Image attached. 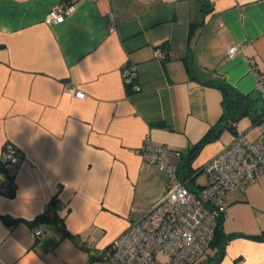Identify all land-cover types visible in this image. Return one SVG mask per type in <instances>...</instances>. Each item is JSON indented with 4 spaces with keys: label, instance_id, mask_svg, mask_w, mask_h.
<instances>
[{
    "label": "crops",
    "instance_id": "0c3cea01",
    "mask_svg": "<svg viewBox=\"0 0 264 264\" xmlns=\"http://www.w3.org/2000/svg\"><path fill=\"white\" fill-rule=\"evenodd\" d=\"M205 1L208 9L202 0H0V156L5 143L19 152L12 187L0 192V264H89L165 191L167 173L141 154L146 137L184 156L213 130L189 165L187 186L198 190L207 182L199 169L235 131L258 135L264 0ZM60 2L71 12L46 23ZM125 62L136 66L138 92L125 87ZM218 81L254 99L233 127L222 122ZM53 196L62 226L46 224L36 238L30 222ZM223 199L228 238L212 264H264V173Z\"/></svg>",
    "mask_w": 264,
    "mask_h": 264
},
{
    "label": "built area",
    "instance_id": "2783aa9c",
    "mask_svg": "<svg viewBox=\"0 0 264 264\" xmlns=\"http://www.w3.org/2000/svg\"><path fill=\"white\" fill-rule=\"evenodd\" d=\"M70 3H57L46 14V23H60L71 12ZM238 47L229 49V54ZM155 56L163 58L161 47L155 48ZM125 87L140 90L136 66L125 62L121 66ZM256 91L262 102L258 123V135L248 140L244 133L235 131L233 140L202 167L206 184L198 190L189 188L177 173V167L168 163V155L180 157L179 151L164 146H151L145 138L141 154L145 161L157 164L167 173L163 195L143 215L130 222L110 244L99 250L89 264H194L208 248L216 227V217L226 211L223 195L230 191H242L264 173V72L256 73ZM70 94L84 97L73 87ZM232 127L235 124L229 123ZM19 159L17 148L5 143L0 163L11 170ZM7 176L0 173V192L9 193ZM56 212L63 217L61 206ZM35 237L45 232L44 224L33 223Z\"/></svg>",
    "mask_w": 264,
    "mask_h": 264
},
{
    "label": "trees",
    "instance_id": "16d2710c",
    "mask_svg": "<svg viewBox=\"0 0 264 264\" xmlns=\"http://www.w3.org/2000/svg\"><path fill=\"white\" fill-rule=\"evenodd\" d=\"M202 8L208 9V4L205 0H202ZM201 25L202 22L200 21L191 22L189 25V34L192 35L199 27H201ZM213 83L216 84L222 91V108H223L222 122L224 123V125L227 126L229 122L236 120L238 117L249 111V108L252 106L254 102L253 98L249 97V95H244L238 92L237 90L229 86L226 82L218 81ZM126 89L130 93H133L140 91L141 87L140 90L137 91L135 89H130L129 87H126ZM212 136H213V130L209 129V131L203 136V138L195 146H193L192 149L186 155L183 156L180 153L181 155L180 158L183 159V161L181 166L177 167V173L179 178L185 181L186 185L189 182H193L195 178L193 176V170L189 167L191 160L198 153L199 149L204 143L213 139ZM201 169H199V172L201 171ZM0 173H4L7 176V183L9 185V189H11L12 177H13L12 171L8 170L7 168L4 167L3 164L0 163ZM60 206L61 204L59 203L57 197L53 196L47 210L37 215L33 219V221L30 222V226L36 222L43 223L45 230L47 228L46 224H54L57 226H62L64 218L61 217L56 212V210ZM223 217H224L223 213H220L216 217V227L214 230L213 237L210 241L208 248L205 250V252L202 255L203 257L205 256L203 260V263L205 264H212L218 262L223 256L224 246L228 238L222 228Z\"/></svg>",
    "mask_w": 264,
    "mask_h": 264
},
{
    "label": "rangeland",
    "instance_id": "374dc122",
    "mask_svg": "<svg viewBox=\"0 0 264 264\" xmlns=\"http://www.w3.org/2000/svg\"><path fill=\"white\" fill-rule=\"evenodd\" d=\"M45 16H46V15H45ZM198 175H199L200 177H199ZM198 175H197L198 182H199V181H203V180H204V176H203V175H205V174H204L203 172H200ZM195 180H196V179H195ZM46 227H48V226H46ZM48 228H50V227H48Z\"/></svg>",
    "mask_w": 264,
    "mask_h": 264
},
{
    "label": "water",
    "instance_id": "95a60500",
    "mask_svg": "<svg viewBox=\"0 0 264 264\" xmlns=\"http://www.w3.org/2000/svg\"><path fill=\"white\" fill-rule=\"evenodd\" d=\"M43 242L46 243V244H47V243L49 244V243L52 242V239H50V238H44V239H43Z\"/></svg>",
    "mask_w": 264,
    "mask_h": 264
}]
</instances>
